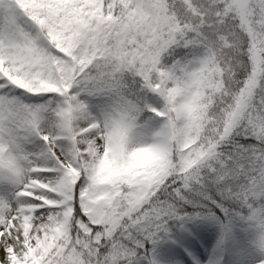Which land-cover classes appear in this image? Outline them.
<instances>
[{
    "label": "snow or ice",
    "instance_id": "1",
    "mask_svg": "<svg viewBox=\"0 0 264 264\" xmlns=\"http://www.w3.org/2000/svg\"><path fill=\"white\" fill-rule=\"evenodd\" d=\"M228 215L264 264V0H0V264H157Z\"/></svg>",
    "mask_w": 264,
    "mask_h": 264
},
{
    "label": "rangeland",
    "instance_id": "2",
    "mask_svg": "<svg viewBox=\"0 0 264 264\" xmlns=\"http://www.w3.org/2000/svg\"><path fill=\"white\" fill-rule=\"evenodd\" d=\"M244 233V222L234 215L219 222L190 217L157 242L153 256L157 264H232L235 245Z\"/></svg>",
    "mask_w": 264,
    "mask_h": 264
}]
</instances>
